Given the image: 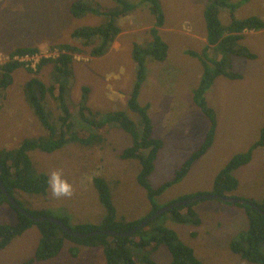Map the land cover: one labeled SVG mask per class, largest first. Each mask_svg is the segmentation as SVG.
<instances>
[{
    "label": "rangeland",
    "instance_id": "obj_1",
    "mask_svg": "<svg viewBox=\"0 0 264 264\" xmlns=\"http://www.w3.org/2000/svg\"><path fill=\"white\" fill-rule=\"evenodd\" d=\"M74 1L0 0V65L10 61L9 54L16 48L38 49V54L20 58L25 68L13 73L12 84L4 90L0 102V149H14L24 140L48 134L26 100L25 84L36 78L47 88L57 85L54 63H58L56 59L65 53L60 50L61 45L80 47V43L71 38V32L84 25L102 22L91 17L73 18L69 6ZM83 1H97L106 10L115 7L111 0ZM127 1L138 4L141 0ZM158 2L165 19L158 30L168 45V56L164 62L146 60L145 81L137 99L140 106L149 107L153 134L163 141L149 180L153 188L174 178L186 160L201 147L210 128L209 119L192 103V93L199 85L202 67L188 55L189 52L200 53L206 43L203 9L208 0ZM146 7H139L135 13L118 21L120 33L104 55L90 56V48H82L83 52L73 54L66 84L69 85V102L66 104L71 114L83 97V87H86L89 89L86 106L100 114L96 120L123 111L140 129V117L128 109L127 99L136 76L133 45L145 46L150 38L149 30L154 26V18ZM247 16L264 19V0H250L238 9V18ZM219 19L227 25V12L222 11ZM242 43L256 58L231 57L228 72L239 78L218 79L212 91L206 94L210 96L206 103L217 118L211 147L196 159L180 181L166 188L154 200L158 210L184 196L210 193L217 173L231 158L241 154H247L249 162L232 172L238 186L226 195L252 203L264 200V144L256 146L264 128V30L245 32ZM219 57L216 53L209 55L210 59ZM43 59L49 63L43 64L37 72V66ZM54 90L49 92L46 106L53 117L58 118L62 116L59 113L61 102L56 99L57 89ZM104 127L99 131L105 142L103 146L85 147L72 143L52 154L31 151L29 156L34 168L38 173H45L49 183L40 194L13 191L19 204L29 210L46 213L43 220H63L69 227H101L106 224L105 209L94 185L95 178H100L108 184L118 223L144 219L152 206L146 191L136 183L139 164L120 158L122 151L130 147L131 138L116 126ZM76 128L77 132L84 131L83 126ZM53 173H58L59 180L71 186L70 195L54 194ZM7 205L0 207V224L11 226L15 222L16 211ZM195 210L200 219L198 227L176 223L168 213L166 218L158 216L157 222L163 221L181 241L189 244L204 264H251L234 255L229 248L231 241L248 230L249 221L244 207L212 200L199 203ZM249 210L252 211L251 207ZM55 230L59 233L58 228ZM192 232L197 235H191ZM39 241L36 228L26 231L0 251V264H21L31 259ZM153 256L158 264L169 263V255L163 248ZM34 264H105V257L101 248L89 249L65 240L55 258Z\"/></svg>",
    "mask_w": 264,
    "mask_h": 264
},
{
    "label": "trees",
    "instance_id": "obj_2",
    "mask_svg": "<svg viewBox=\"0 0 264 264\" xmlns=\"http://www.w3.org/2000/svg\"><path fill=\"white\" fill-rule=\"evenodd\" d=\"M112 1L115 7L107 11H103L104 7L97 1L75 0L72 2L69 6V12L73 18L84 19L87 16H97L103 19L102 22L96 25H84L71 32V38L79 42L80 47L69 44L61 45L60 50H64L65 53L60 54L61 56L56 59L58 63H54L58 76L55 79L57 85H51L47 88L48 86L43 85L36 78H32L25 84L26 100L40 124L48 131V134L34 140H24L12 150L0 151V162L8 167L5 166V171L0 177V207L4 206V203L9 204L1 187L9 195H12L15 189L27 194H40L46 190L49 183L48 176L45 173H38L34 168L29 156L31 151L39 150L45 154H52L59 151L63 146L72 143L85 147H93L96 144H102L103 146L105 142L102 135H99V131L105 128L106 125L120 128L131 138L130 147L122 151L120 158L121 160L137 161L139 164L136 183L146 191L147 199L152 206L146 218L152 216L159 209L154 200L159 198L166 188L180 181L196 159L209 151L217 118L214 110L209 108L206 103V99L210 97L206 94L212 91L213 84L219 77L239 78L238 75L228 72L231 57L256 58L243 45V34L250 31L264 30V19L257 16L237 17L238 9L250 0H208L205 4L203 17L206 43L200 53L189 52L188 55L196 60L198 59L202 66L199 85L195 93H192V103L194 102L197 108L209 119L210 128L201 147L186 160L176 172L174 178L157 188H153L149 180L154 172L155 162L163 146V141L153 134V124L148 115L149 107L140 106L137 99L145 81L146 60L164 62L168 56V45L163 41L158 30L164 25V14L158 0H141L138 4H131L127 0ZM141 6L148 7V11L154 18V26L153 29L149 30L150 38L145 46L133 45L132 58L136 66V76L127 99L128 109L140 117V129L136 128L135 123L123 111L107 114L102 119L96 120V117H99L100 114L93 112L86 106L89 93V89L86 87H83V97L79 104L74 107L75 112L71 114L66 104L69 102L67 100L69 85L66 84L69 80L67 77L71 73L69 67L72 64L73 54L83 52L82 48H90V56L100 57L104 55L120 33L117 21ZM222 11H226L228 14L227 25H223L219 19ZM211 53H216L220 56L219 59H210L209 55ZM36 54H38L37 48L19 47L9 54L10 61L0 65V102L4 96V90H7L12 84L13 73L19 68H25V63L19 59ZM47 63H49V60H41L37 66V72L40 71L43 64ZM55 88L58 92L56 99L61 102V104L59 103V113L62 116L58 118H54L52 112L46 106L50 96L49 92H55ZM76 123L78 126H83V132L76 131V127H78ZM58 126L59 130H57ZM93 132L97 133L92 134ZM262 144H264V128L256 146ZM247 162H249L247 154L231 158L217 173L213 190L210 193L184 196L178 201L170 202L168 205L202 194H222L234 191L238 186V182L232 172ZM94 181L98 199L105 209L106 224L101 227L75 226L69 228L79 234H88L93 231H113L120 233V235L95 234L84 238L77 237L68 234L50 221L34 223L27 217L20 215L21 220L18 225L0 224V251L11 244L10 239L13 236L23 234L28 228L35 225L38 227L40 234L38 248L31 259L21 264H34L52 260L61 252L65 240L78 243L89 249L101 248L105 257V264H158L153 255L161 248L165 249L169 255V263L167 264H204L196 257L189 244L181 241L173 230L163 224V221L160 223L157 221L159 217L165 216L166 218L168 216L166 213H168L176 223L198 227L200 219L197 216L195 207L201 202L210 200L200 199L195 203H188L183 207L170 209L160 214L155 221L149 223L146 227L139 229L134 234H128L146 218L118 223L116 221V209L112 204V196L107 182L100 178H95ZM255 205L260 211L254 208H251L252 211L249 210L250 205L248 204L240 205L246 209L249 227L236 240L229 243V248L234 255H238L248 263L264 264V200L261 203H255ZM236 206L239 205L236 204ZM182 211H186V213H181ZM30 213L37 218H41L43 214H46L36 211ZM61 222L66 225L65 221L62 220ZM55 228L59 229L60 234L56 232ZM191 235L195 236L197 233L192 232ZM107 237H110V241H107ZM71 252L73 251L70 250Z\"/></svg>",
    "mask_w": 264,
    "mask_h": 264
},
{
    "label": "clouds",
    "instance_id": "obj_3",
    "mask_svg": "<svg viewBox=\"0 0 264 264\" xmlns=\"http://www.w3.org/2000/svg\"><path fill=\"white\" fill-rule=\"evenodd\" d=\"M112 1V0H111ZM113 2V1H112ZM114 3V2H113ZM142 7V6H141ZM146 7V6H145ZM146 9L148 10V7H146ZM103 11H107L105 8H103L102 9ZM137 10H135L134 12H132V13H129V14H127V15H125V16H123V17H121L118 21H120L121 19H123V18H125L126 16H128V15H131V14H133V13H135ZM95 18V19H97L98 21H100V20H103L101 17H94V16H87L86 18H84V19H87V18ZM118 21H117V25L119 26V24H118ZM165 22V21H164ZM96 25V24H95ZM254 32V31H253ZM27 57V56H26ZM21 58H23V57H21ZM20 60V59H19ZM22 61V60H21ZM197 61L199 62V60L197 59ZM200 63V62H199ZM3 64V63H2ZM201 65V64H200ZM202 67V66H201ZM228 79L229 77H219V78H217L216 80H215V82H214V84L213 85H215L216 84V82H217V80L218 79H222V80H225V79ZM236 79H238V78H236ZM229 83V82H228ZM229 85V84H228ZM4 97V96H3ZM206 101H208V99H206ZM1 148V147H0ZM13 148H7V149H0V151H2V150H12ZM205 155V154H204ZM203 156V155H202ZM201 156V157H202ZM201 157H199V158H201ZM198 158V159H199ZM5 166L6 165H3L1 162H0V177H1V175L4 173V171H5ZM7 167V166H6ZM192 167V166H191ZM191 167L189 168V171H190V169H191ZM8 168V167H7ZM233 176H234V174H233ZM216 177V176H215ZM235 177V176H234ZM236 178V177H235ZM215 179V178H214ZM237 180V179H236ZM238 182V181H237ZM166 183V182H165ZM177 183V182H176ZM213 184H214V182H213ZM52 188H53V192H54V194L55 195H70V192H71V186L70 185H68L67 183H65V182H63V181H60L59 180V174L58 173H53V180H52ZM237 189V188H236ZM235 189V190H236ZM234 190V191H235ZM14 191H18V192H20V190H17V189H15ZM6 192V191H5ZM233 191H230V192H224V193H222V194H216V193H213V194H202L201 196H203V195H211V196H221L222 198H224V199H227V200H236V201H241L242 203H239V202H235V203H229V202H225V201H221V200H219V199H206V200H210V201H212V200H216V201H218L219 203H221V204H225V205H236V204H238L239 206L240 205H242V204H246V203H244V202H250V201H247V200H243V199H240V198H235V197H233V196H227L226 194H228V193H232ZM7 193V192H6ZM8 194V193H7ZM9 195V194H8ZM5 196H6V194H5ZM10 197H12L16 202H17V204L19 203L17 200H16V198H15V195H9ZM198 197H200V196H195V197H193V198H191V199H188V200H183V201H179V202H176L175 204H177V203H182L180 206H178V207H183V206H185V204H188V203H195L196 201H198V200H195V201H192V202H188V201H190V200H194V199H196V198H198ZM7 198V201L9 202V200H8V197H6ZM182 198V197H181ZM200 200V199H199ZM203 200H205V199H203ZM252 203V202H251ZM257 203V202H256ZM8 203H4V205H7ZM254 205H255V203H253ZM258 204V203H257ZM9 206H10V208L13 210V211H16L15 212V222L11 225V226H14V225H18L19 223H20V220H21V217H20V215H22V216H25V217H27L29 220H31V221H33L34 223H38V222H41V221H47V220H41V221H36V220H38V219H42V217L41 218H37V217H33L32 216V214L30 213V212H32V211H35V210H29V209H27V208H25L24 206H21V205H19L20 206V208L23 210V211H25L24 213H22V212H19L16 208H14L12 205H11V203L9 202V204H8ZM7 205V206H8ZM249 205V204H248ZM257 206V205H256ZM178 207H176V208H178ZM251 207V206H250ZM252 208V207H251ZM255 209V208H254ZM157 211H159V210H157ZM156 211V212H157ZM260 211V210H259ZM154 215V214H153ZM152 215V216H153ZM151 217V216H150ZM149 217V218H150ZM20 218V220H18ZM146 218V217H145ZM146 219H148V218H146ZM146 219H144V220H146ZM143 220V221H144ZM142 221V222H143ZM155 221V220H154ZM141 222V223H142ZM151 222H153V221H151ZM151 222H149V223H151ZM53 223V222H52ZM63 223V222H62ZM149 223L147 224V225H149ZM147 225H145L144 227H146ZM58 226V225H57ZM59 227V226H58ZM68 228H69V226H67ZM138 227V226H137ZM136 227V228H137ZM143 227V228H144ZM32 228H36L37 229V231H38V227L37 226H35V225H32L30 228H28L26 231H28V230H30V229H32ZM60 228V227H59ZM70 229V228H69ZM71 230V229H70ZM25 231V232H26ZM72 231V230H71ZM24 232V233H25ZM93 232H95V231H93ZM97 232H99V231H97ZM23 233V234H24ZM38 233H39V231H38ZM23 234H20V235H16V236H13L10 240L11 241H14L15 239H17L18 237H20L21 235H23ZM89 234V233H88ZM40 235V234H39ZM50 261V260H49Z\"/></svg>",
    "mask_w": 264,
    "mask_h": 264
},
{
    "label": "water",
    "instance_id": "obj_4",
    "mask_svg": "<svg viewBox=\"0 0 264 264\" xmlns=\"http://www.w3.org/2000/svg\"><path fill=\"white\" fill-rule=\"evenodd\" d=\"M2 190L4 191V193L6 194V197H8V200L9 202L11 203V205L16 208L19 212H22L24 213L25 211H23L20 206L17 204V202L12 198L10 197L4 190L3 187H1ZM199 199H219L221 201H225V202H229V203H235V202H239V203H242L241 201H236V200H227V199H224L222 198L221 196H211V195H203V196H200L194 200H190L188 202H192V201H195V200H199ZM246 204H249L252 208H255L257 210H259V208L254 205L253 203L251 202H244ZM182 203H177V204H172L164 209H161L159 211H157L150 219H146L144 220L142 223H140L138 225L137 228H135L134 230L130 231L128 234H134L136 231H138L139 229L143 228L145 225H147L149 222L151 221H154L158 216H160V214H162L163 212H166L170 209H173V208H176L178 206H180ZM43 219H38L36 221H41ZM47 220V219H46ZM50 221V220H48ZM50 222H53L55 223L56 225H58L61 229H63L64 231H66L68 234L70 235H74V236H77V237H87V236H93L95 234H105V235H120V233H117V232H113V231H99V232H95V233H89V234H79V233H75L73 231H71L64 223H62L61 221H57V220H53V221H50Z\"/></svg>",
    "mask_w": 264,
    "mask_h": 264
},
{
    "label": "flooded vegetation",
    "instance_id": "obj_5",
    "mask_svg": "<svg viewBox=\"0 0 264 264\" xmlns=\"http://www.w3.org/2000/svg\"><path fill=\"white\" fill-rule=\"evenodd\" d=\"M18 220H20V218Z\"/></svg>",
    "mask_w": 264,
    "mask_h": 264
}]
</instances>
